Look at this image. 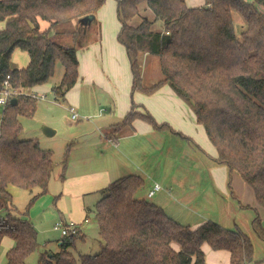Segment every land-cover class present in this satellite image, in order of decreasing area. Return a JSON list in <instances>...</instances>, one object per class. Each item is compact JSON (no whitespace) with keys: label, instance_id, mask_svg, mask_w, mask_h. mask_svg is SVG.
<instances>
[{"label":"trees","instance_id":"obj_1","mask_svg":"<svg viewBox=\"0 0 264 264\" xmlns=\"http://www.w3.org/2000/svg\"><path fill=\"white\" fill-rule=\"evenodd\" d=\"M105 1L0 0V22L5 24L0 30V87L8 76L11 88L19 91L44 84L60 61L64 74L52 91L64 99L77 83V52L89 44L96 20L85 30L81 19L96 15ZM117 14L118 41L133 74L132 93L151 94L169 84L203 126L216 149L214 160L239 172L264 208V0H206L199 7H189L185 0H117ZM40 20L50 23L48 30L41 31ZM158 21L162 28L156 30ZM16 49L28 53L27 67L12 68ZM143 54L159 57L163 75L146 89L140 73ZM14 98L17 103L10 99L0 114V246L4 237H11L15 244L6 254V264H26L39 247L38 231L18 214L9 188L30 193L29 209L48 192L54 152L42 148L38 139L19 137L20 118L32 117L38 100L23 93ZM136 118L159 130L170 127L148 111L132 109L107 137L118 138L124 128H133ZM144 184L141 176L127 175L101 191L104 196L95 205L102 240L99 253L75 255L69 248L76 236L64 237L61 250L41 254L39 264H205L204 243L229 251L230 264H259L247 234L214 221L197 228L183 225L163 208L137 197ZM253 227L264 240L259 215Z\"/></svg>","mask_w":264,"mask_h":264},{"label":"rangeland","instance_id":"obj_2","mask_svg":"<svg viewBox=\"0 0 264 264\" xmlns=\"http://www.w3.org/2000/svg\"><path fill=\"white\" fill-rule=\"evenodd\" d=\"M105 6H107L108 10L112 12V19L114 17L118 23L117 0H107L104 7ZM147 14L151 18L153 17L150 11L147 12ZM108 15L109 13H105L104 21H106L107 25H111L110 20L107 18ZM238 18V15H235L234 24L236 32L241 31V23ZM44 21L45 20H42V22ZM99 21V19L96 20L93 28L96 24H100V22L105 25V23ZM4 27L5 25L0 22V30ZM161 28L162 22L158 21L154 26V29L159 30ZM119 32L116 34V42L122 50L121 54L123 59L120 57L119 60L115 59V61L119 64L118 67H120L121 70H124V68L120 66L123 64V60L127 62V68L130 74V78H128V80H126L123 75L121 78L122 81H119L120 86H118L117 80L111 78V80H107L108 85L106 86H108V90L96 85L94 92L91 94L86 92L87 94L84 95V102L89 108H91V110L90 113L82 114L81 109L77 108L74 103L70 101V104L67 98H57L52 91L54 86L59 85L64 74V66L62 62L57 61L54 75L43 84L47 85L48 91H40L37 93L38 102L36 112L32 117L22 116L20 118L22 130L19 137L21 139H38L42 148L51 149L54 152V167L48 186V198H51L50 196H54V194L58 195L62 191L61 187L63 183L61 181V175L65 174L64 166L66 163L71 160V162H73L72 168L77 169L86 165V161L93 159L92 157L95 156V152L93 147H90V140L96 136H101V130L98 128V125L103 126L107 124V128L109 129L108 133H111L113 130V126L111 125L122 120L121 118H117L115 114L109 110V108L113 109V103H116L121 94L123 92L126 93L129 88V102L132 101L133 96L137 95L142 97L144 101L149 98L150 104L153 106L155 111L160 112L161 115L163 112L167 119H170L173 123L187 127V131H189L182 134L181 132L175 130V128L169 124L170 122H167L169 126L174 129V132H176L173 133L171 129H167L168 134H172L173 136L170 139L171 145L174 144V150L172 151L173 154L175 153L177 157H180L181 164L191 166L195 168L194 170L199 171L198 175L202 178V181L198 182L200 186L196 189L198 194L196 201L193 203L195 206L191 204V207L194 206L198 210L199 214H203L201 218L204 220H197L194 218V214L189 213V218H185V220H182L183 222L179 223L189 225L193 228V225L196 223L202 224L206 221H214L225 228H238L251 238L255 249L254 260L259 261V264H264V240L259 237L253 227L254 219L260 213L262 214V212L258 210V213L256 214L257 211L255 212L253 207H249L248 209L240 208L239 202L237 199L233 198L231 193L233 191V172H231L226 165L219 164L214 160L216 157V149L208 139L204 128L195 122L193 110H191L188 104L180 99L176 93H174L169 84L161 86L157 91L151 94L143 90L134 91L133 94L130 93L131 86L133 85V75L130 69V63L128 62V56L123 48L124 46L118 43ZM109 41L111 42V40ZM26 56L27 54L25 51L18 49L15 53V61L14 63L12 61L11 65L14 67L27 65L25 64L27 59ZM140 64L142 66L140 72L142 85L145 89L154 86L163 79L158 56L151 54L146 56V54H143L141 56ZM126 83H128L130 87H127ZM166 88H170L173 94L167 91ZM18 92L19 93L16 96L21 94L19 90ZM42 95H44V97H42ZM97 103L98 105H96ZM71 106L76 108V112L79 115L77 120H73L71 118V113L69 111ZM132 109L140 110L143 113L148 111L144 104L141 106L139 104H135L134 102L131 104V110ZM2 110L3 107L0 106V114ZM131 110H129V112ZM164 122L166 123L165 120L163 123ZM44 126L49 127L52 130H56V134L51 137H46L42 132V128ZM66 153L67 155H65ZM65 157H67V161ZM196 167H198V169H196ZM221 168L224 169L225 178L223 176V172L220 173V171L223 170ZM70 171H72V169H70L69 172ZM215 179L218 183L224 181V188H226L225 191L219 190L216 187V190L212 188L214 184L211 183V180L215 182ZM241 182L244 184V180L242 178ZM215 186H217L216 183ZM211 189L217 192H212ZM218 191L225 193V195L220 194L218 196ZM103 196L104 194L102 192H96L85 196V203L87 206H90V209L87 210L90 223L85 229V240H81V235L76 236L75 245L69 248V251L73 252L75 255H95L99 253L101 249L102 240L99 236L95 205ZM30 197V193L22 189H20L18 193H15L13 197L14 204L19 211L18 214H22L21 216L27 215L29 210L27 205ZM218 198H221L222 201H218ZM153 199H156V197ZM240 209L245 211H240ZM207 217L208 219L205 220ZM260 219L262 222V216H260ZM33 223L38 231L39 247L27 258L26 264H39L40 256L43 253L52 254L59 252L61 250L59 243L60 240L63 239L61 231L54 228L55 224H53V222H49L47 228H44L45 226H42L40 224L41 221L37 218ZM6 240H10L12 243L13 239H7L4 237L0 246V264L7 263L6 254L10 248H7ZM251 264H256V262H252Z\"/></svg>","mask_w":264,"mask_h":264},{"label":"crops","instance_id":"obj_3","mask_svg":"<svg viewBox=\"0 0 264 264\" xmlns=\"http://www.w3.org/2000/svg\"><path fill=\"white\" fill-rule=\"evenodd\" d=\"M185 1L189 7L203 6L206 2V0ZM246 1L253 2L254 0ZM105 3L95 15L96 20L99 19L105 23V25L99 21L100 24H96L93 28L94 23L92 26L93 30L90 35L91 40L89 44L77 52L79 61V78L75 86L65 96L69 103L71 101L75 106H77V108L81 109L82 114L90 113L91 110V108H89L84 102V95L87 94L86 92H88V94L94 92L96 85L107 89V80H111V78L117 80L118 86H120L119 81H122L121 78L123 75L126 80L130 78L127 62L123 60V64L120 63V66L124 68V70H121V68L118 67L119 64L115 61V59L119 60L120 57L123 59L121 54L122 50L116 42V34L121 28V22L119 18L118 23L114 17L112 19V12L108 10L107 6L104 7ZM105 13H109L107 18L110 20L111 25H107L106 21H104ZM1 23L4 24V22ZM39 26L41 31H45L49 29L50 23L48 21L42 22V20H40ZM109 40H111V42ZM123 48L125 49V47ZM17 50L18 49H16L12 54L11 64L12 61L13 63L15 61L14 57ZM25 53L27 54L25 64L28 65L30 57L27 52ZM147 55L148 54H146V56ZM27 65H22L20 67L11 66L14 69L25 68ZM126 86L130 87L128 83H126ZM166 89L173 94L170 88ZM40 91H48L47 85H35L32 88L22 89L20 93L37 95ZM130 93L133 94L132 86ZM128 98L129 88L126 93L123 92L121 94L116 103H113L114 108H109V110H111L117 118H121L123 120L129 113V110H131V104L134 102L135 104H139L141 106L144 104L148 112L159 124H163V121L165 120L167 125L171 124L175 130L181 132L182 134H185L187 131V127L173 123L170 119L166 118V115L163 112L161 115L160 112L155 111L153 106L150 104L149 98L148 100H145L146 102L138 95L133 96L131 102H129ZM96 105H98V103ZM136 111L142 112L140 110ZM194 119L197 123L195 116ZM167 122L170 123L168 124ZM171 126L159 130L147 121L141 118H136L133 122V128H124L122 133L119 136L117 135L118 138H109L107 137V132L109 131L107 128L108 125H98V128L101 130V136H96L90 140V147H93L95 152V156L92 157L93 159L86 161V165L77 169L72 168L73 162H71V160L66 163L67 166H64L66 175H61V181L63 183L61 187L62 191L58 195L54 194V196L51 195V198H48V190L46 193L47 195L45 194L39 197L29 208L27 215H23L22 218L28 219L31 222H34L37 218L41 221L40 224L45 226L44 228H47L49 222H53V224L56 225L58 222L68 223L70 221H75L81 225V231L78 236L81 235V240L84 241L86 238L85 229L90 223L87 212V210L90 209V206L86 205L85 196L101 192L113 181L121 177L127 175H139L145 182L143 188L137 193V197L139 199H146L150 202L153 201L152 203L163 208L169 217L178 222H183L182 220L189 218V213L194 214V218L197 220H204L201 218L203 214H199L193 204L197 199L196 197L198 193L196 192V189L200 186L198 182L202 181V178L198 175L199 171L194 170L195 168L191 166L181 164L180 157H177L175 153L173 154L172 151L174 150V144L171 145L170 143V139L173 136L172 134H168L167 129H171L173 133L176 132H174V129ZM56 132L57 131L54 130V133L50 136H47L44 133L43 134L46 137H51L54 136ZM70 169H72V171L69 172ZM196 169H198V167H196ZM222 172L225 178L224 169L220 171V173ZM241 178L242 177L239 172H233L232 196L234 199H237L240 208L248 209L249 207H253L255 212L257 211L256 214L258 213V210L262 212V214L260 213L261 215H259L262 216L261 223L264 227V208L259 206L253 190L245 182L243 184L241 182ZM211 181V183L214 184L212 187L214 190H216V188L219 190H226V188H224V181L221 183H218L216 179L215 182L213 180ZM155 183L160 184L162 189L157 191L152 198H149L148 192L153 188ZM215 183L217 186H215ZM9 189L13 197L15 193L20 191V188L16 186H11ZM211 191L217 192L212 189ZM217 194L218 196L220 194L225 195V193L219 191ZM154 197H156V199H153ZM218 199V201H222L221 198ZM191 204L194 206L191 207ZM243 209H240V211H245ZM207 219L208 217L205 218V220ZM200 224H194L193 228L199 227ZM5 238L10 239L11 237L6 236ZM6 241L8 249L13 247L15 244L14 240H12V243L10 240ZM61 241L62 239L59 243L60 246L62 243ZM176 248L178 249V246H176ZM202 249L205 253V264H230L231 255L229 251L214 250L208 243H204Z\"/></svg>","mask_w":264,"mask_h":264},{"label":"built area","instance_id":"obj_4","mask_svg":"<svg viewBox=\"0 0 264 264\" xmlns=\"http://www.w3.org/2000/svg\"><path fill=\"white\" fill-rule=\"evenodd\" d=\"M18 93L19 92L17 89L11 88L9 84V76H8L7 79L3 83V87H0V105L2 107H5L8 104L9 100L14 98ZM32 96L35 98L38 97L35 94H33ZM42 97H44V95H42ZM69 111L71 113V118L73 120H77L79 115L76 112V108L71 106L69 108ZM161 189H162V186L158 183H155L153 188L148 192V197L152 198L156 194V192ZM55 229L60 230L61 235L65 238L71 237V236L75 237L79 235L81 231V225L75 221H70L68 223L58 222L55 225Z\"/></svg>","mask_w":264,"mask_h":264},{"label":"water","instance_id":"obj_5","mask_svg":"<svg viewBox=\"0 0 264 264\" xmlns=\"http://www.w3.org/2000/svg\"><path fill=\"white\" fill-rule=\"evenodd\" d=\"M95 19V15H88L81 19V23L84 26V29L87 30L89 26L91 25L92 21ZM17 103L16 98L11 99V104L15 105ZM42 131L45 135L50 136L54 133V130H52L49 127L44 126L42 128Z\"/></svg>","mask_w":264,"mask_h":264}]
</instances>
